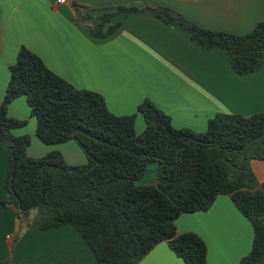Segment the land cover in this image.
I'll return each mask as SVG.
<instances>
[{"label": "trees", "instance_id": "trees-1", "mask_svg": "<svg viewBox=\"0 0 264 264\" xmlns=\"http://www.w3.org/2000/svg\"><path fill=\"white\" fill-rule=\"evenodd\" d=\"M73 6L87 13L86 7ZM112 9L88 27L92 35L109 36L129 14L150 12L187 31L198 47L223 51L238 75L256 72L264 62V20L249 33L232 34L202 28L164 6ZM115 17L120 19L113 22ZM8 69L0 142L10 143L9 199L0 207L15 208L20 229L72 226L94 264H136L163 241L184 264H206L204 241L193 232L178 234L175 220L205 211L218 195H227L253 229L251 249L238 264H264V181L258 183L249 166L252 159L264 160V109L248 116L218 113L204 132H195L174 128L150 100L133 114H113L101 94L75 88L24 46ZM20 96L35 120L36 137L46 145L75 141L86 155L85 165L66 164L58 151L27 154L30 136L12 135L27 119L8 116L9 104ZM138 113L146 124L141 133L134 127ZM151 163L157 167L156 183L139 184Z\"/></svg>", "mask_w": 264, "mask_h": 264}, {"label": "crops", "instance_id": "crops-1", "mask_svg": "<svg viewBox=\"0 0 264 264\" xmlns=\"http://www.w3.org/2000/svg\"><path fill=\"white\" fill-rule=\"evenodd\" d=\"M145 4L171 8L202 28L232 34L249 33L264 20V0H0V103L9 80L8 67L24 46L75 88L101 94L116 115L133 114L141 102L150 100L170 117L174 128L204 132L207 121L218 113L248 116L264 109V62L258 71L238 75L223 51L198 47L187 31L165 24L150 12L129 14L103 38L88 30L115 6ZM73 5L86 7V17L85 9L80 14ZM8 116L28 120L29 129L28 125L15 128L12 135L30 136L29 156L58 151L68 165L87 163L75 141L46 145L36 137L25 97L9 104ZM145 126L138 113L136 133ZM9 152V141H1L0 201L9 199L5 187ZM251 168L263 182L264 160L252 159ZM156 180L157 175L151 176L150 183ZM17 225L15 208H0V264L95 263L72 226L17 232ZM175 229L178 234L193 232L204 241L206 264H238L252 245V226L227 195H218L205 211L180 214ZM136 264L184 262L163 241Z\"/></svg>", "mask_w": 264, "mask_h": 264}, {"label": "rangeland", "instance_id": "rangeland-1", "mask_svg": "<svg viewBox=\"0 0 264 264\" xmlns=\"http://www.w3.org/2000/svg\"><path fill=\"white\" fill-rule=\"evenodd\" d=\"M29 124V122H28V120H27V124L25 125V126H27ZM27 128L29 129V125L27 126ZM31 140V139H30ZM31 142V141H30ZM42 145H44V144H42ZM26 152H27V150H26ZM251 162H252V160H250L249 161V166H250V168H251ZM156 164L155 163H151V164H149V165H147V168H146V171H145V174L143 175V177L139 180V184H152V183H150V180H151V176H156L157 175V170H156ZM251 170H252V168H251ZM253 171V170H252ZM253 173H254V171H253ZM255 175V177H256V181L258 182V183H260V181L257 179V176H256V174H254ZM153 178V177H152ZM10 205H7V206H5V207H0L1 209H4V208H7V207H9ZM20 230H24V229H20L19 228V225H17V232H19Z\"/></svg>", "mask_w": 264, "mask_h": 264}, {"label": "water", "instance_id": "water-1", "mask_svg": "<svg viewBox=\"0 0 264 264\" xmlns=\"http://www.w3.org/2000/svg\"><path fill=\"white\" fill-rule=\"evenodd\" d=\"M178 157H179V150L176 153V158H178Z\"/></svg>", "mask_w": 264, "mask_h": 264}, {"label": "built area", "instance_id": "built-area-1", "mask_svg": "<svg viewBox=\"0 0 264 264\" xmlns=\"http://www.w3.org/2000/svg\"><path fill=\"white\" fill-rule=\"evenodd\" d=\"M58 2H59V3H63V2H64V0H58Z\"/></svg>", "mask_w": 264, "mask_h": 264}]
</instances>
